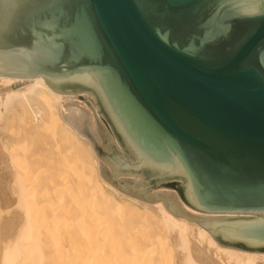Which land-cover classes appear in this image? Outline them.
<instances>
[{"label": "water", "instance_id": "obj_1", "mask_svg": "<svg viewBox=\"0 0 264 264\" xmlns=\"http://www.w3.org/2000/svg\"><path fill=\"white\" fill-rule=\"evenodd\" d=\"M40 77L108 184L264 254V0H0V93Z\"/></svg>", "mask_w": 264, "mask_h": 264}, {"label": "rangeland", "instance_id": "obj_2", "mask_svg": "<svg viewBox=\"0 0 264 264\" xmlns=\"http://www.w3.org/2000/svg\"><path fill=\"white\" fill-rule=\"evenodd\" d=\"M32 124H31V126L33 127ZM36 124L37 123H35V126L39 125L40 123L37 125ZM54 128L56 129V127H52V129H53L52 130L49 127V129H47V128L42 129L41 131H39V133H36L34 131L29 132V131L22 130L23 128L19 125V123L17 121H14V123L13 122H11V123L7 122V123H1L0 124V146L6 147L8 149V151H5L7 153V155L5 153L1 155V153H0V157H1L0 158V180H1V182H4V179L7 176L6 182H4V184L2 183L4 185L3 189H2L3 185H0L1 186L0 187V210H1L0 213H2V215L0 217V229H1L0 230V264H1V255L3 254V251H2L3 250L2 246L4 244L3 241H6V239L7 240L11 239V237L15 235L17 227L20 226L21 221L24 224L25 230H26V233H23L21 235H23V241H26V244L29 245V250L27 253L28 255L27 256L24 255L23 264H28V263H30V264H97L98 262H99L98 264H100L101 262H102L101 264H105L108 261L110 262V260L104 262L105 258L110 259L108 257L109 253H110V256H111V254H113V252L112 253L110 252L111 251L110 245H107L109 247L108 248L105 247V249H104L103 246H106V244L103 245L101 242V241L104 242V240L99 239V241L100 240L101 241L98 242V239L96 240V237L97 238H100V237L95 236V234H97V230L94 231L95 228L97 229V227H96L97 226V218H98L97 215H98V212L100 213L101 212L100 210L103 209V207H101V206L104 204V200L102 198H100L101 200H103L100 202V201H97V198H94V196L95 197L98 196V192H96V190L93 191L95 189L93 185H95L94 183L96 182L95 181V179H96L95 175L92 174L91 175V177L93 176L92 179H89L90 178L89 174H91V173L87 174L88 172H83L84 169H86V168L88 169L87 164L89 162L87 163V161L91 160L88 153L86 151H84V150H88V148L83 147V149L80 152V154H82V152H83V154L85 153L84 155H86V156L83 158L86 159V157H87L86 161L82 157L81 158L86 163H84L82 161V163H83L82 164L81 159L79 158L80 156H78L79 154L77 155L78 158L80 159V160L78 159V162L80 163L79 164L78 162H76L77 156L74 155L76 157V158L74 157L75 160L72 156L73 153H71V151H70V145L71 144L70 143L66 144L65 140H62L63 136L61 134L57 135L58 132ZM68 142H70V141H68ZM84 155H81V156H84ZM5 156L7 159L5 158ZM5 159L8 161L10 160V161L7 162ZM3 160H5L6 163H8V165H10L9 163L11 162L12 165H10L9 168L4 169L3 167H1ZM22 164H24V166ZM19 167H21V168H19ZM80 167H83V168L81 169ZM10 168H12V169L14 168L13 169L14 171H12V169H10ZM90 169H91V167H90ZM81 170H83L82 171L83 174H81ZM89 170H87V171H89ZM14 172H16L19 176V179H21V186H22L21 189L15 190L16 192L13 190L15 188L10 186L11 179H13V177L10 178V174L12 176H14L13 175ZM3 173H5V174H3ZM86 175H88V176H86ZM87 177H88V179H87L88 182L86 180ZM90 181H92V183ZM1 182H0V184H1ZM11 187L13 189H10ZM17 195H18V198H16ZM106 196H107V198H110L111 203L114 202L112 206H114V204H116V203H119V205H121L123 208H126L127 207L126 205H130V204H131L130 207L132 206V208H129L128 212H126L127 210H125V209L122 210L123 213L121 212L122 214H124V212L126 213L124 218L127 219V222H126V219H124L122 216H120L121 220H120L119 216L114 218L117 220V222H120L119 223L120 225L123 222L124 223L126 222L127 224L123 223V225H127V227L128 226L130 227L132 224V227L134 229H138V227H137V226H139L138 224L141 223L140 225H142V226H140V227L143 228V227H146L145 224L148 225L150 223L149 219H147L149 213L148 214L145 213L144 212L145 209L142 208L141 206L134 205L130 201H128L124 198L118 197L116 194H114L112 191H109V190H106ZM98 197H100V195ZM19 198H20L21 204H19V207H17V206H15V204L18 203L17 199H19ZM93 198H94V200H93ZM111 198L114 200L113 202H112ZM4 199H7L8 205L6 204V201ZM89 199H91V202ZM93 201H96V202L92 203ZM107 201H109V199H107ZM97 202L100 205L102 204L100 206L101 207L100 209L98 208V206H96ZM110 202H108L109 207L111 205ZM126 202H128V203H126ZM90 203H92V204L96 203V204L93 206L92 204L89 205ZM88 205L91 206L92 208L89 207ZM12 206H13V209H12ZM95 206L97 208V209L96 208L95 209L98 210V212L94 211L95 213H97V215L95 217H93V218H95V219H93V222L95 224L92 222V225L94 224L95 227L93 230H90L93 228L91 225V219H92L93 211L91 209H93V207H95ZM109 207H107V209ZM135 208L138 210H136ZM5 209H7V210H5ZM95 209H93V210H95ZM130 209H131L132 213L134 212V216L135 215L137 216V213H136L137 211H139V213L142 212L141 215L138 213L140 218L139 217H138V219H137V217L133 218L134 216L132 218H130L128 216L131 213ZM8 211H9V213H8ZM129 211H130V213H129ZM103 213H105V212H103ZM103 213H100V215H99L100 221H101V218L104 216V215H102ZM105 216L107 217V215H105ZM130 216H132V215H130ZM141 216H145L144 217V219H146L145 222H148V223L144 222V224H143L142 220H141L142 222H140L139 219H142ZM106 217H105V219H106ZM149 217H151V216L149 215ZM110 218H112V217L109 216L108 219H110ZM3 219H4V221H2ZM108 219L105 220L104 222L108 221ZM118 219H119V221H118ZM134 219H135V221H134ZM150 219H151V225H149V226L151 227L152 224L156 223V222L152 218H150ZM121 221H123V222H121ZM152 221H154V222H152ZM110 222H114L113 218L110 219ZM5 223H7V224H5ZM115 223H113V224H115ZM134 223H136L137 225ZM133 224L135 226H133ZM108 225H109V223H108ZM115 225H116V228L114 225L112 226V224L109 225V226H112L111 229L113 230V236L114 237H112V238H113V240L115 238V240L117 239V241L118 240L123 241L122 244L124 243L123 244L124 246H126L130 243V240L128 237H131L132 235H133V237L137 236V235H141L140 233L136 232L138 230H134L132 228L133 230L131 233L136 232V233H138L137 235H135L136 233L131 234L129 231L128 233H130V236L128 234L127 237L123 236L124 237L123 238L121 236L119 238H116L120 232H118L119 230L117 228L118 227L117 224H115ZM4 226H5V228H4ZM89 226L92 228H90ZM156 226H158L157 223H156ZM140 227H139V232L141 229ZM152 227L151 228L148 227L151 230L150 233H148L149 231L147 230L148 235H146L144 233L145 238L148 236L151 238H154V235L158 234L156 232L157 229L155 228V224ZM7 228H8V231H6ZM115 229H116L117 234L115 233ZM142 230L143 231L141 233L144 232V228ZM145 230H146V228H145ZM92 231L95 232V233H93L94 235L91 234ZM119 235H121V234H119ZM142 236H144V235H142ZM91 237H92V239H91ZM133 237H132V239H136ZM139 237H141V236H139ZM122 238H123V240H122ZM137 238H138V236H137ZM132 239H131V242H132ZM138 239H139V242L142 240V238H138ZM92 240L96 241L99 244V246H100V247H98V248H100L99 253H98L99 250L97 251L98 248L96 246L94 247L93 245H91L94 243ZM113 240H112V242H113ZM128 240H129V242H128ZM157 240H159V241H157V242H159V244L157 243V245L154 247L159 246L161 249V251H160V249L157 247L160 252L159 251L156 252L163 259V263H161V264H170V262H172L171 264H177L175 262V261H177V259L175 258V255H174L175 253L171 252V254H170V252L166 251L167 247L165 249V244H164L165 242L163 243L164 239L163 238L162 239L157 238ZM161 240H162V242H161ZM119 241L116 243H119V245L122 246L121 242H119ZM153 241H154V239H153ZM127 242H128V244H125ZM154 242L156 243V241H154ZM116 243L114 242V244H116ZM114 244L112 243L113 246H114ZM124 246H122V247H124ZM102 247L104 250L102 249ZM119 247H118V249H119ZM122 247H120V248H122ZM113 248L116 249L117 247H112V249ZM152 249H155V248H151V252H148L149 251L148 250L147 251L148 254L145 252L148 257L153 256V254L152 255L149 254V253H152L154 251ZM105 250H106V252H109V253H106L105 255L103 254L104 255L103 256L102 253H105V252H103ZM167 250H169V249H167ZM116 251H118V250L116 249ZM139 251H140V254H139V256H140L142 254L141 253L142 251H141V249H139ZM129 253H131V252H127L124 254H128V255L132 254V253L131 254H129ZM153 253H155V251ZM156 253L154 254L155 256L157 255ZM115 254L119 255V253L117 254V252ZM115 254H114V256L117 257ZM122 254H121V256L124 255V254L123 255ZM168 255H171L170 258L172 259V261L169 260ZM96 256L99 258V260L96 258ZM121 256H120V258H121ZM124 256H126V255H124ZM136 256L138 257L137 253H136ZM160 256H158V255L156 256V257H159V260H158V258L155 257L158 260L157 261L155 259V262L157 261L158 263H160L159 262V261H161ZM142 257L144 258V256H142ZM25 258H28L27 261H25L26 260ZM127 258L128 257H126V259ZM112 259H115V258L113 257ZM119 259H117L119 261V264H122L120 262V260H122L123 257L120 260ZM126 259L122 260V261H126ZM151 259H152V257H151ZM153 259H154V257H153ZM153 259L151 260V263H149V264L153 263L152 262V261H154ZM30 260L32 262H28ZM94 260H95V262H94ZM140 260H142V259H140ZM96 261H97V263H96ZM113 261L114 260H112L110 263H112ZM109 262H108V264H109ZM148 262H149V260H145L144 264H146ZM114 264H116V263H114ZM124 264H126V263H124Z\"/></svg>", "mask_w": 264, "mask_h": 264}, {"label": "bare ground", "instance_id": "obj_3", "mask_svg": "<svg viewBox=\"0 0 264 264\" xmlns=\"http://www.w3.org/2000/svg\"><path fill=\"white\" fill-rule=\"evenodd\" d=\"M14 121H17L19 123V125L23 128L22 130L29 131V132L34 131L36 133H39V131H41L42 129H46V128L49 129V127L52 129V127H56V129L55 128L54 129L58 132L57 135L61 134L63 136V137L61 136L63 138V139L62 138L61 139L65 140L66 144H68V143L71 144L70 145V151H71V153H73V155L72 154L71 155L74 158L75 156H77L79 154L78 156H80L79 158L81 159V163L83 161L82 158L85 157L86 155H84L85 153L83 154V152H82V154H80V152L83 149V147H87L88 148V150H84V151H86L88 153V155L91 158V160L87 161V163L88 162L89 163L87 164L88 165V169L87 168L86 169L89 170L90 167H91L90 170L92 172L90 170L87 171L86 169H84V171L81 170V174H83L82 171L83 172H88L87 174L91 173V174H89V177H90L89 179H92V177H93V176L91 177L92 174L95 175V177H96L95 181L96 182L94 183L95 185H93L94 188H95V189L93 188L94 189L93 191L96 190V192H98V196L100 195V197H98V196L95 197L94 195L93 196H94V198H97V201L101 202V201L104 200V204L103 205L101 204L102 206L100 204H98V202H97V204L95 203L96 206H98L99 209L101 207H103V209L100 210L101 211L100 213L105 212L102 215H104V216L107 215V217L105 216L106 219L103 216L104 218L102 217L101 221H100V218H99L100 213L98 212V210H96L97 209L96 206L93 207V209L96 208L95 210L91 209L92 207L89 206V205H91L92 203H94L96 201H93L92 203H90L88 205L89 207H91L90 209L93 211V213L91 212L92 213L91 225H92L93 219H95L93 217H95L97 215V213H95L94 211L98 212V215H97L98 216V218H97V226H96L97 229L96 228L94 229V227H95L94 224L95 223L93 222L94 223L92 225L93 228L90 227L91 225L89 226L90 228H92L90 230H93V229H94V231L97 230V234H95V236H99L100 238L96 237V240L98 239V242H100L101 240L99 241V239H103L104 242L101 241L102 244L103 245L106 244V246L102 245L104 247V249H105V247H107V248L109 247L107 245H110V250H111L110 252L111 253L113 252V254H111V256H110L109 252H106V250L103 251L105 253H102V255L103 254L105 255L106 253H109L108 257L110 258V259L105 258L104 262H106L108 260H110V262H111L112 260H114L115 262L113 261L112 263H110L108 261L109 264H114V263L119 264V261L117 259L120 258L121 254L122 253L124 254V253H127V252H131L132 254L129 253L131 255L124 254V255H126V256H124L122 254L123 255V256H121V258L123 257L122 260H125L126 257L129 258V259L127 258L126 261H122V260H120L121 259L120 258L119 260H120V262L122 264H124V263H126V264H144L145 260H149V262L146 263V264H149V263H151V260L153 259V257H154V259H153L154 261H152L153 262L152 264H154V263L155 264H161V263H163V259L161 258V256L158 253H156V252L159 251L160 247L157 246L159 249L157 247H154V246L157 245V243L159 244V242H157V241H159V240H157V238L158 239H162V238L164 239L163 243L165 242L164 243L165 244V249L167 247V249L170 250L169 251V250L166 249V251L170 252V254H171V252L175 253V254L174 253L173 254L175 255V258L177 259V261H175L177 264H198L197 261L193 258L192 254H191V251H190L191 244H196L200 248H211L213 250L214 259L216 261H218L220 264H253V262L255 260L264 261V254H262V253H250V252H243V251H234V250H229V249H225V248L219 247L217 242L211 236V234L206 229H204L202 226H199V225H197L194 222H190L189 223L187 220H184V219L174 218L167 212V210L163 207L162 203H160V202L153 203V204L143 203V202L137 200L136 198L130 197V196L118 191L117 189L112 187L110 184H108L105 180H103L101 178V176H100V173H99L98 160H97V158L95 156L94 150H93L89 140L87 138L83 137L82 135H80L71 124H69L67 121H65L63 119L62 112H61V102H60L59 98L57 97V95L47 86V84H45V81H44V79L42 77L35 78L28 85H25V86H22V87H19V88H16V89H13V90H10V91H7V92H1L0 93V124L1 123H7V122L8 123L9 122L10 123L11 122L14 123ZM35 123H37V124L40 123V124L39 125L36 124L37 126H35ZM31 124L33 125V127L31 126ZM68 141H70V142H68ZM5 151H8V149L6 147H1L0 146L1 155L4 154V153L7 155V153ZM81 155H84V156H81ZM78 156H77L76 162H78V159H79ZM5 158H6V156H5ZM75 158H74V160H75ZM86 159H87V157H86ZM86 159H84V160L86 161ZM5 160H3L2 164H1V167H3L4 169L5 168H9V166L12 165L11 162L9 163L10 165H8V163H6V161L9 162L10 160L9 161L8 160L5 161ZM85 161H83V162L86 163ZM22 165L24 166V164H22ZM21 167H19V168H21ZM83 167H80V168L82 169ZM10 169H12V168H10ZM13 169H12V171H14ZM3 174H5V173H3ZM13 175L14 176H12L10 174V178L13 177V179H11L10 186H12L15 189H13L12 187L10 189H13L14 191L15 190H19L22 187L21 186V179H19V176H18V174L16 172H14ZM86 176H88V175H86ZM6 177L4 179V182H6ZM87 179H88V177L86 178V180ZM0 182H1V180H0ZM4 182H1L0 185H3ZM87 182H88V180H87ZM90 182L92 183V181H90ZM3 188H4V185H3L2 189ZM106 190L112 191L118 197L124 198V199L130 201L134 205L141 206L142 208L145 209V211L143 210L145 213H147V214L149 213V215L151 217H149V215H148L149 218L147 217V219H149L150 223L148 225L145 224L146 227H143L144 228V232L143 233H141L143 231L142 230L143 228L140 227V226H142V225H140L141 223L138 224L139 225V226H137L138 229H134L132 227V224H131L130 227L129 226L127 227V225H123L124 222L121 221V222H123L121 224L122 225L121 226L119 224L120 222H117V220L114 219L117 216H119V217L122 216L124 218L126 213L124 212V214H122L123 213L122 210L125 209V210H127L126 212H128L129 208H132V206L130 207L131 204L130 205H126L125 204L128 208L127 207L123 208L121 205H119V203H116V204H114V206H112L113 203H114L113 202L114 200L112 199L113 197L111 198L113 203H111L110 202L111 201L110 198H107V196H106ZM16 198H18V195H17ZM94 198H93V200H94ZM100 198H102L103 200H101ZM107 199H109V201H107ZM4 200L6 201V204L8 205L7 199H4ZM17 200H18V203H16L17 205L15 204V206L19 207V204H21L20 198L17 199ZM89 200L91 202V199H89ZM108 202L111 203L110 207L108 206ZM126 203H128V202H126ZM95 204H92V205L94 206ZM106 206L109 207V208L107 209ZM12 209H13V206H12ZM5 210H7V209H5ZM136 210H138V209H136ZM130 211H131V209H130ZM130 211H129V213H130ZM8 213H9V211H8ZM136 213H137V216L136 215L134 216V212L132 213V211H131V213L128 216L130 218H132L133 216H134L133 218H136V217H137V219H138V217L140 218L139 214L141 215L142 212L139 213V211H137ZM1 215H2V213H0V217H1ZM130 215H132V216H130ZM109 216H111L113 218L114 222H110V219H112V218L108 219ZM145 216H141L142 219H139L140 222L143 221L142 222L143 224L146 221V219H144ZM150 218H152L158 224V226H156V223L152 224V226L155 224V228L157 229L156 232L158 234H155L154 238H151L149 236L145 238V234L148 235L147 234V230L149 231L148 233H150V231H151L149 229V228L152 227V226L151 227L149 226V225H151V219ZM104 219L105 220L108 219V221L104 222L105 221ZM124 219H126V218H124ZM120 220H121V217H120ZM2 221H4V219ZM118 221H119V219H118ZM134 221H135V219H134ZM154 221H152V222H154ZM107 222L109 223V225L110 224H112V226L114 225L115 228H116L115 224H117V226H118L117 228L119 230V231L118 230L117 231L120 232L119 234H121V235L118 234L117 237L115 236L116 238H119L121 236L122 237L123 236L127 237L128 234L130 236V233L134 229V230H138L136 232L140 233L141 235H137L138 233H136V232H135L136 234L134 232L133 233L135 235H137L138 238H142V240L139 242V239L137 238V236L133 237V235H132L131 237H128L129 240H130V243L128 244V242H129V240H128V242L125 243V244H128L126 246L123 245L124 243L122 244L123 241H119L118 240L119 242H121L122 246H124V247L120 246L119 243H116V242H118L117 239L115 240V238H114L115 241L113 240L112 237H114V236H113V230L111 229L112 226H109ZM126 222H127V219H126ZM113 223H115V224H113ZM136 223H134V224H136ZM145 223H148V222H145ZM5 224H7V223H5ZM134 224H133V226H135ZM139 227L141 228L140 232H139ZM4 228H5V226H4ZM145 228H146V230H145ZM6 231H8V228H7ZM94 231H92V233H91L92 235H94L93 234V233H95ZM129 231H130V233H128ZM23 233H26V230H25L24 224L21 221L20 222V226L17 227L15 235L12 236L11 239H8V240L6 239V241H3L4 244L2 246L3 254L1 255V264H23L24 255L27 256L28 255L27 253H28V250H29V245L26 244V241H23V235H21ZM115 233H116V229H115ZM133 233H131V234H133ZM142 235H144V236H142ZM139 236H141V237H139ZM132 237L136 238V239H132ZM123 238H122V240H123ZM91 239H92V237H91ZM131 239H132V242H131ZM153 239H154V241H156V243L153 241ZM112 240H113V242H112ZM92 241L95 244L97 243L94 240H92ZM114 242L116 244H114ZM161 242H162V240H161ZM94 243L91 244V245H93L94 247L96 246L97 248L100 247L98 243L96 245ZM112 243L114 244V246L112 245ZM119 246L122 247V248H120ZM103 247H102V249H103ZM112 247H117L116 249L118 251H116L115 248L112 249ZM118 247H119V249H118ZM151 248H155V249H152V250H154L155 253L158 256H160V258H161V261H159L160 263L157 262L159 260V257H156L157 255L156 256L154 255L155 254V253H153L154 251L152 253H149L151 255L153 254V256H149L148 257L146 255V253L148 254V252H151ZM99 249L100 248H98L97 251ZM139 249H141V251H142L141 252L142 254L140 256H139V254H140ZM160 251H161V249H160ZM99 252H100V250L98 251V253ZM116 252H117V254L119 253L120 256L116 255L115 254ZM136 253H137L138 257L136 256ZM114 254L118 258L115 257ZM142 256H144L145 259ZM168 256H169V260L172 261V259L170 258L171 255H168ZM113 257L115 259H112ZM151 257H152V259H151ZM155 257L158 258V260ZM96 258L99 260V258L97 256H96ZM25 259H26L25 261H27L28 258H25ZM140 259H142V260H140ZM155 259L157 260L156 261L157 263L155 262ZM28 262H32V261L30 260ZM94 262H95V260H94ZM108 262H106L105 264H108ZM96 263H97V261H96ZM171 263L172 262H170V264ZM28 264H30V263H28Z\"/></svg>", "mask_w": 264, "mask_h": 264}]
</instances>
